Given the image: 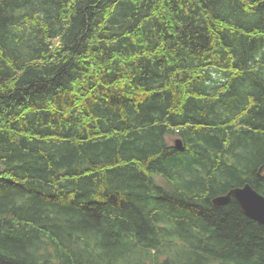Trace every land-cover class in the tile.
Here are the masks:
<instances>
[{
    "label": "trees",
    "instance_id": "16d2710c",
    "mask_svg": "<svg viewBox=\"0 0 264 264\" xmlns=\"http://www.w3.org/2000/svg\"><path fill=\"white\" fill-rule=\"evenodd\" d=\"M245 183L264 0H0V264H264Z\"/></svg>",
    "mask_w": 264,
    "mask_h": 264
},
{
    "label": "water",
    "instance_id": "95a60500",
    "mask_svg": "<svg viewBox=\"0 0 264 264\" xmlns=\"http://www.w3.org/2000/svg\"><path fill=\"white\" fill-rule=\"evenodd\" d=\"M176 146H180V140H175ZM261 171V168H259ZM233 198L239 205L242 212L248 217L264 225V195L257 192L248 183L242 186L229 188L224 194L212 198V203L221 206Z\"/></svg>",
    "mask_w": 264,
    "mask_h": 264
}]
</instances>
